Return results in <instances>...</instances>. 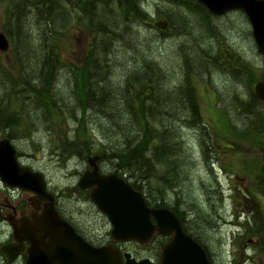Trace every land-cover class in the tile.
<instances>
[{
	"label": "rangeland",
	"instance_id": "obj_1",
	"mask_svg": "<svg viewBox=\"0 0 264 264\" xmlns=\"http://www.w3.org/2000/svg\"><path fill=\"white\" fill-rule=\"evenodd\" d=\"M73 1L79 7L84 3L85 10L92 7L97 17L113 10L105 22L116 31L126 30L124 37L112 42L107 58L111 74L108 80L113 87L141 63H148L151 69L159 64L164 77L161 82L169 88L171 100V91L182 82L183 65L199 71L190 80L203 127L199 131H180L184 157L179 156L178 161L182 159L183 163L175 173L165 175L169 185L160 187L167 201L164 204L169 209L177 205L185 229L203 248L211 264H264V103L251 96L254 113L247 115L236 111L231 99L233 91L246 97L258 81L264 82V54L256 52L244 14L231 11L213 16L207 12L210 20L206 22L200 14L176 9L162 0H134L148 15L147 20L124 22L116 13L115 0H107L106 5ZM70 10L73 12L72 7ZM40 13L31 0H0V33L8 44L7 50L0 52V107L18 112L21 118V110L24 116L29 113L28 105L37 109L30 115L38 129L23 128V133L16 130L9 141L17 162L43 176L46 189L57 197L59 210L108 240L106 218L76 187L78 176L86 168L88 151L94 153L92 148L98 147L96 139L86 128H77L70 115L57 118L49 116L47 110L40 111L49 104L33 98L38 95L28 94L32 91L26 86L27 68L34 65L46 45H55L57 59L64 66L53 79V99L63 101L72 86V73L66 64H77L83 58L91 34L79 29V22L62 23L65 29L57 30L55 27L60 28L61 22L56 19L53 37L45 44ZM165 15L176 23L172 28L156 29L153 24L166 21ZM178 16L188 27L185 31L177 24ZM177 26L179 30L175 29ZM206 55L213 61L205 59ZM197 64L202 67L197 69ZM11 89L21 96H10ZM33 100L36 103L30 104ZM176 107L180 109L179 105ZM7 134L8 130L0 131V138ZM70 141L72 146H68ZM99 167L110 172L104 162ZM154 174L157 178L164 173ZM155 187H151L152 194ZM2 188L0 184V201L7 194ZM24 196L22 193L18 198ZM16 200L14 195L9 201ZM9 233L8 226L0 223V244L9 239ZM121 248L127 252L140 249L132 242ZM0 264L8 263L0 256ZM10 264L22 263L19 260Z\"/></svg>",
	"mask_w": 264,
	"mask_h": 264
},
{
	"label": "trees",
	"instance_id": "obj_2",
	"mask_svg": "<svg viewBox=\"0 0 264 264\" xmlns=\"http://www.w3.org/2000/svg\"><path fill=\"white\" fill-rule=\"evenodd\" d=\"M31 1L32 5L41 12L43 26L41 35L45 44H49L53 37L56 19L61 22L60 28L55 27L57 30L65 29L62 23L75 22L77 24L79 22L78 28L88 31L91 34V41L83 58L78 60L77 64H66L72 73V86L63 101L53 99L52 83L55 84L53 79L57 72H61L60 67L64 66L57 59L55 45H46V51L43 49L37 55L34 65L27 68L28 82L26 86L32 93L26 92L37 94L38 96L33 98L43 101L40 103L44 105L49 104V107L41 108L40 111L47 110L50 112L49 116L57 118L64 114L70 115L77 128L80 130L86 128V131H90L96 139L94 142L98 147L92 148L94 153L88 151L85 162L88 157L103 155L99 164L104 162L110 171L107 173H114L122 177L134 190L141 192L146 206L166 208L181 220L176 211L177 205L169 209L164 204L167 201L162 195L160 187L163 184L169 185L165 175L175 173L183 163L184 154L180 151L182 142L179 141L182 128L202 130L203 122L199 116L190 80L193 75L198 76L199 71L190 65H183L182 82L175 85L171 91L174 96L172 101L168 95L169 88L161 82L164 77L159 64H156L157 68L151 69L148 63L143 62L140 67L126 74L122 83L113 87L108 80L111 74L107 66V58L110 56L112 42L126 34V30L116 31L109 28L110 23L105 22L104 19H107L113 10H108L102 17H97L92 7L85 10L84 3L79 7L76 2L74 4L73 0ZM106 1L83 0L85 3L101 2L103 5H106ZM162 1L176 9L178 7L179 10H190L200 14L206 22L210 20L207 10L194 0ZM114 6L117 9L116 13L119 12L118 14L122 16L124 22H128V19L136 22L147 20L148 15L134 0H115ZM70 7L73 8V12ZM164 18L167 23L166 29L172 28V24L176 23L169 16L165 15ZM178 18L177 24L181 30L185 31L188 27L183 23V17L178 16ZM179 26L175 29L179 30ZM157 32L163 33L162 31ZM233 55L234 59L238 60V56L234 53ZM204 58L213 61L209 55ZM196 61L199 63L197 59ZM201 67L197 64V69ZM12 90L11 94L8 93L10 96L14 98H19L18 95L21 96L17 90ZM233 93L235 94L231 96V99L236 111L240 110L241 113L247 115L254 113L252 98H246L241 94L238 96L235 91ZM32 103L35 104L36 101L33 100L30 104ZM178 105L180 109L176 107ZM27 109H29V113L26 116L21 110L23 115L21 118L18 112H14L10 108L7 109L6 106L0 107V131L8 130L6 137L8 140L15 137L12 133L16 130L23 133V128L24 130H29V127L38 129L30 115L37 109L31 108L30 105ZM41 114L47 119L48 116L45 113L41 112ZM179 123L180 126H177ZM177 127L180 128L177 129ZM94 132L97 133L99 140ZM72 142L70 141L68 146H72ZM179 156L182 158L181 161H178L180 160ZM156 172L164 174L156 178L154 177ZM171 176L174 177V175ZM154 181H156L155 184ZM153 186H156V190L152 194L151 187ZM183 229L188 233L185 226ZM189 236L197 243L190 234Z\"/></svg>",
	"mask_w": 264,
	"mask_h": 264
},
{
	"label": "water",
	"instance_id": "obj_3",
	"mask_svg": "<svg viewBox=\"0 0 264 264\" xmlns=\"http://www.w3.org/2000/svg\"><path fill=\"white\" fill-rule=\"evenodd\" d=\"M213 16L241 11L246 17L256 52L264 53V0H194ZM164 30L166 21L153 24ZM8 44L0 33V52ZM254 96L264 103V85L253 87ZM103 155L86 159L87 168L78 176L76 187L108 224L110 244L94 248L85 243L65 223L55 209L54 194L46 189L43 176L20 166L6 137L0 138V184L7 189L30 194L31 212L11 223V241L0 244V256L11 263L21 254L22 264H146L121 254L116 243L149 245L156 236L169 237L160 247L157 264H209L203 249L180 226L166 208L148 207L141 192L114 173H100L96 163ZM40 205V210H39ZM1 221V220H0ZM26 243L24 248L23 244Z\"/></svg>",
	"mask_w": 264,
	"mask_h": 264
},
{
	"label": "flooded vegetation",
	"instance_id": "obj_4",
	"mask_svg": "<svg viewBox=\"0 0 264 264\" xmlns=\"http://www.w3.org/2000/svg\"><path fill=\"white\" fill-rule=\"evenodd\" d=\"M263 54H261V55H263ZM258 82H261L264 85V82H262V81H258ZM251 96H254L253 90H252L251 93H250V90H249V92L246 94V98L247 97L248 98L249 97L251 98ZM96 164L98 166V170H99L100 173H103V174L107 173V172H103L99 168V165H98L99 162L96 163ZM20 166H22V165H20ZM86 168H87V166H86ZM28 169H30V168H28ZM32 172H34V171H32ZM2 189L4 191H6L7 194L4 195L3 200L0 201V220H1L0 223L6 224L8 226V228L10 229L9 239L4 242V243H8V242L11 241V232H12L11 223L16 222L20 218H27L30 215L31 206H30L29 198L31 197V195L25 193V196L23 198H18L22 194L21 192H18V190H15V189H7L4 186H3ZM83 192H85V195H86V191H83ZM14 195L17 196V199L18 200L14 201L13 203H10L9 200H11V198L13 199V196ZM54 197L56 199L55 209L58 212V214L60 215V217L62 218V220L65 223H67L72 228V230L74 231V233L76 235H78L85 243H87L88 245H90V246H92L94 248L101 247V246H104V245H107V244L112 243L109 240V238H108V240L107 239L105 240L104 237H100V236H98V234L91 233V231H88L87 228L83 224H81L79 221L74 220L73 218H71V216L66 215L63 212H61L59 210V207H58L57 197L55 195H54ZM39 210H40V205H39ZM178 221L180 223L181 229L185 232V230L183 229V226H184L183 223H184V221L179 220V219H178ZM186 234H188V233H186ZM107 237H108V233H107ZM168 239H169V237L156 236V237H154L152 239V241H151V243L149 245H138L137 244L139 246V248H140L138 250V252H136V251H134V252H127L126 249H124V248L122 249L121 248V245H123L124 243H116L115 246L118 247V249H119V251H120L121 254H127V255H129V258L131 260H133L134 262H136V263H138L140 261H145L146 264H157L158 258H159V253H160V247H161V245L163 243H165L166 241H168ZM127 243H129V242H127ZM132 243H134V242H132ZM23 246L25 248L26 247V243H24ZM203 252H204V255H205L208 263L211 264L210 261H209V259L206 256V253H205L204 250H203ZM19 260L21 261V263H23L24 260H25V255L24 254L19 255L11 263H14V262L19 261ZM8 264H10V263H8Z\"/></svg>",
	"mask_w": 264,
	"mask_h": 264
},
{
	"label": "bare ground",
	"instance_id": "obj_5",
	"mask_svg": "<svg viewBox=\"0 0 264 264\" xmlns=\"http://www.w3.org/2000/svg\"><path fill=\"white\" fill-rule=\"evenodd\" d=\"M18 26V25H17ZM20 26V25H19ZM52 75V74H51ZM38 81H39V79H38ZM17 118V117H16ZM18 123V122H17Z\"/></svg>",
	"mask_w": 264,
	"mask_h": 264
}]
</instances>
